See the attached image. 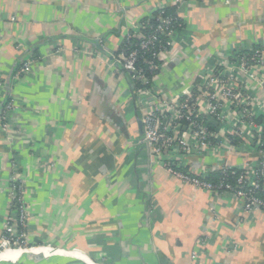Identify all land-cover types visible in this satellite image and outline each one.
<instances>
[{"label": "crops", "instance_id": "obj_1", "mask_svg": "<svg viewBox=\"0 0 264 264\" xmlns=\"http://www.w3.org/2000/svg\"><path fill=\"white\" fill-rule=\"evenodd\" d=\"M188 1L176 54L155 80L175 97L206 65L264 43V0ZM169 6L0 0V78L5 101H13L11 131L0 124V239L17 172L30 204L28 242L40 247L12 251L2 264H264V211L248 213L232 196L195 189L151 164L133 82L113 64L132 26ZM32 60V72L14 80ZM243 80L262 114V88ZM260 156L210 154L190 165H241Z\"/></svg>", "mask_w": 264, "mask_h": 264}, {"label": "built area", "instance_id": "obj_2", "mask_svg": "<svg viewBox=\"0 0 264 264\" xmlns=\"http://www.w3.org/2000/svg\"><path fill=\"white\" fill-rule=\"evenodd\" d=\"M188 2L171 0L177 16L167 14L168 7H160L156 16L152 14L134 24L113 64L129 74L136 88L144 129L143 145L151 164L164 168L170 177L195 189L218 197L232 196L248 213L264 211V157L257 162L217 168L203 165L195 169L190 165L195 158L210 154L256 151L264 156V121L258 123L264 111H260L263 115L254 111V95L246 93L240 85L244 77H249L257 81L264 93V78L260 77L264 72V43L256 51L254 47L234 51L231 61L206 65L180 96H171L155 85L167 57L176 54L175 36L185 28L180 11ZM226 3L230 5L233 0ZM153 19L155 22L151 23ZM35 63L36 60L25 62L13 79L31 73ZM146 68L151 72L150 77ZM7 88V82L0 78V105H3L0 124L9 132L8 116L13 101H5ZM216 170L221 176L215 181L212 177ZM11 197V213L3 227L0 254L40 248L28 242L31 212L26 180L21 173L13 175Z\"/></svg>", "mask_w": 264, "mask_h": 264}, {"label": "trees", "instance_id": "obj_3", "mask_svg": "<svg viewBox=\"0 0 264 264\" xmlns=\"http://www.w3.org/2000/svg\"><path fill=\"white\" fill-rule=\"evenodd\" d=\"M166 12H167V14H170V15H175V16H177V9H176V7H174V6H169L167 9H166ZM154 16H156L157 15V12H155L154 14H153ZM153 22H155L154 21V19L151 21V23H153ZM260 48V46H255L254 47V50L256 51V50H258ZM146 74H147V76H151V72L146 68ZM134 90H135V94H136V88H134ZM262 121H263V119L262 118H259V120H258V123H262ZM247 156V159H251V158H253L254 156H252V155H246ZM261 157V156H260ZM261 158H263V157H261ZM221 176V173H220V171L219 170H216L215 172H214V175H213V177H212V180H218V178Z\"/></svg>", "mask_w": 264, "mask_h": 264}, {"label": "bare ground", "instance_id": "obj_4", "mask_svg": "<svg viewBox=\"0 0 264 264\" xmlns=\"http://www.w3.org/2000/svg\"><path fill=\"white\" fill-rule=\"evenodd\" d=\"M21 252H26L25 250H20ZM10 252H12V251H10V250H8V251H6V252H4V253H1L0 254V262L2 261V259L5 257V256H7V255H11L10 254ZM45 252L46 253H51V252H55V250H53V251H51V250H48V249H45ZM57 253H60V252H57ZM62 253V252H61Z\"/></svg>", "mask_w": 264, "mask_h": 264}, {"label": "water", "instance_id": "obj_5", "mask_svg": "<svg viewBox=\"0 0 264 264\" xmlns=\"http://www.w3.org/2000/svg\"><path fill=\"white\" fill-rule=\"evenodd\" d=\"M139 128H140V133L143 136L144 129H143V123H142L141 119L139 120Z\"/></svg>", "mask_w": 264, "mask_h": 264}]
</instances>
